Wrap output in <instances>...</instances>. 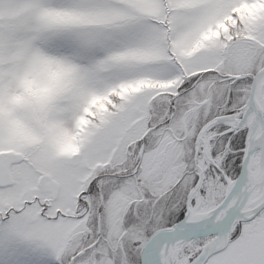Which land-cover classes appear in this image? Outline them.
<instances>
[{
	"label": "snow or ice",
	"instance_id": "6c2138e0",
	"mask_svg": "<svg viewBox=\"0 0 264 264\" xmlns=\"http://www.w3.org/2000/svg\"><path fill=\"white\" fill-rule=\"evenodd\" d=\"M0 264H264V0H0Z\"/></svg>",
	"mask_w": 264,
	"mask_h": 264
}]
</instances>
